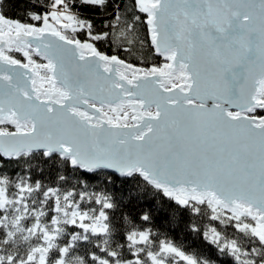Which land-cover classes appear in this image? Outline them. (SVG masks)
I'll list each match as a JSON object with an SVG mask.
<instances>
[{"label":"snow or ice","instance_id":"6c2138e0","mask_svg":"<svg viewBox=\"0 0 264 264\" xmlns=\"http://www.w3.org/2000/svg\"><path fill=\"white\" fill-rule=\"evenodd\" d=\"M0 264H264V0H0Z\"/></svg>","mask_w":264,"mask_h":264}]
</instances>
